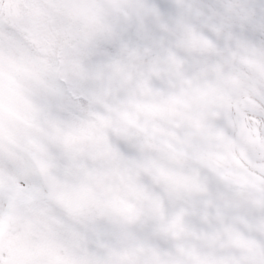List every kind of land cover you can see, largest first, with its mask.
<instances>
[{
  "label": "rangeland",
  "instance_id": "1",
  "mask_svg": "<svg viewBox=\"0 0 264 264\" xmlns=\"http://www.w3.org/2000/svg\"><path fill=\"white\" fill-rule=\"evenodd\" d=\"M35 151L98 169L91 214ZM0 172V264H264V0H0Z\"/></svg>",
  "mask_w": 264,
  "mask_h": 264
},
{
  "label": "water",
  "instance_id": "2",
  "mask_svg": "<svg viewBox=\"0 0 264 264\" xmlns=\"http://www.w3.org/2000/svg\"><path fill=\"white\" fill-rule=\"evenodd\" d=\"M34 162L49 191L50 200L69 213H76L86 209L92 200L91 179L78 181L68 173L56 169L43 155L36 154ZM85 170V167H77ZM17 214L14 212V215ZM21 214H17L20 217Z\"/></svg>",
  "mask_w": 264,
  "mask_h": 264
}]
</instances>
